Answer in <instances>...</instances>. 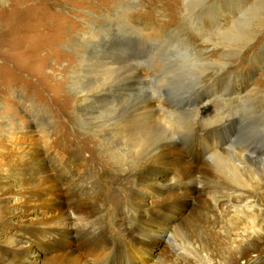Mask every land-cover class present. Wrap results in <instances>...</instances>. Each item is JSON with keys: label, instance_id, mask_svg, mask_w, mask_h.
<instances>
[{"label": "bare ground", "instance_id": "obj_1", "mask_svg": "<svg viewBox=\"0 0 264 264\" xmlns=\"http://www.w3.org/2000/svg\"><path fill=\"white\" fill-rule=\"evenodd\" d=\"M207 1L181 0L178 19L188 20L190 30L197 32L195 36L189 34L191 43L213 42L212 47L222 51L221 61L213 59L216 54H212L213 58L206 56L208 61L198 58L190 51L194 46L179 44L180 38L169 40L172 34L164 36L152 28L126 24L129 8L138 6L134 0H115L117 9H112L113 15L108 21L117 35L121 32L128 38L131 35L136 48L150 47L149 66L144 63L142 53L135 48L128 51L125 42L107 45L116 40L110 38L105 27L91 31L95 28V24H91L88 39H76L77 45L83 47L92 44L93 56L80 66L81 73L70 76L68 88L74 97L58 104L60 112L57 114L64 116L61 113L74 102L79 125L93 133L92 136L83 135L82 141L76 142L75 136L63 135L62 126L66 123L52 126L45 122L40 131L35 132L34 121L23 124L20 119H2L0 195L9 201L15 200L9 208L3 209L7 215L4 231L10 235L0 240V264H114L110 261L113 257L115 264H128L136 258H142L144 264L154 258L156 264H192L194 260L213 264L211 261L219 254L213 243L240 242L234 246L237 252L252 235L259 238L264 234V220L259 222L256 216L259 200L256 192L251 191L257 187L259 195L264 193L262 91L247 89V84L234 87L236 80L231 84L232 77L226 75L217 77L204 92L202 80L208 76L204 70L197 74L194 85L177 95L176 91L168 89L170 82L165 77L171 73V68L178 66L217 69L216 74L226 72L225 60L246 52L247 44L261 33L264 9H254L256 2L242 13L241 0L236 1L235 7L231 0L218 1L219 7L218 3ZM204 6V16H208L211 23L206 31L198 26L197 21L202 16L199 20L197 13L194 16V11H201ZM172 9L174 12L175 8ZM227 12L231 17H226ZM246 15L247 33L239 30L242 23L245 24L242 19ZM220 19L225 24L222 25ZM181 29L189 30L188 27ZM172 43L178 44L176 49ZM169 54H175L176 60ZM67 57L60 70L62 74L73 63V56ZM167 62L170 69L164 72L162 68ZM151 72L158 80L154 86L163 88L169 97L168 110L162 98L151 92ZM52 76L47 78L49 84ZM84 77H87L86 85L82 84ZM62 84L64 81L60 80L52 85ZM234 90L239 93H235L239 97L234 96L239 104V110L234 113L229 111L227 102L217 110L207 109V113L199 106L206 94L218 101L216 95L225 97L226 92ZM61 95L62 90H59L58 96ZM191 95L194 102L189 105ZM221 110L228 113L221 114ZM242 122H245L244 128ZM190 129L195 135L204 132L195 136L200 141L190 146L192 150L195 148L193 157L200 156L194 161H189L178 148L172 132L182 131L186 136ZM235 136L237 144L230 140ZM69 148H73V152ZM106 168L128 171L135 189H148L149 194L166 187L175 189L170 201L137 209L136 229L121 243L107 241L105 231L97 224L103 195L100 196L92 184L97 176L95 171ZM180 183L191 189V196L180 192ZM30 197H34L32 203L36 205L26 214L21 210L28 208L26 203ZM112 203L113 198L106 203L107 208ZM23 215L32 217L26 219ZM244 224L251 227V236ZM181 229L190 240H185ZM64 245L71 248L63 249ZM42 246L50 248L49 256L39 252L37 247ZM127 247L130 250L125 249V254L119 255L116 250L119 248L121 252Z\"/></svg>", "mask_w": 264, "mask_h": 264}, {"label": "rangeland", "instance_id": "obj_2", "mask_svg": "<svg viewBox=\"0 0 264 264\" xmlns=\"http://www.w3.org/2000/svg\"><path fill=\"white\" fill-rule=\"evenodd\" d=\"M114 1L115 0H0V123L2 119L6 118L11 120L20 119L23 124L34 121L32 123H34L33 128L36 127L35 132L40 131L39 129L42 128L45 122H50L52 126H59V124L66 123L62 126L63 135L65 133L67 137L70 135L68 138L75 136L76 142L82 141L81 136L83 135H93L89 130L79 125L77 121L79 116L74 102L70 108H66V111L61 113L64 116L57 114L60 112V109L57 110V105L64 103V99L66 98L70 101V98L74 97L71 96L72 94H70L68 88L72 74L76 72L81 73L83 62L86 61V59L90 60L93 56L92 44L83 47L79 44L77 45L78 42L76 39L81 37L84 41L87 40L89 37L87 31L91 24H95V26L93 25L95 28L90 29L91 31L95 29L100 30L98 29L99 27H105L108 34H110V38L116 40L112 42L109 41L107 45L110 46L118 42L123 44L122 42H125L128 46L122 45V47L126 46L128 51H133V48H135L136 52L142 53L144 56L142 59L146 66H149L150 62V47L141 45L140 48H136L135 42L132 40L133 38L130 39V37H132L131 35H129L128 38V35L121 34V31H117L121 32L117 35L115 31L111 30L112 23L108 20L111 18V15H113L111 12L113 11L112 9L116 8ZM134 1L135 3L137 2L135 5L138 6L137 8L133 6L129 8L130 11L126 17L128 19L125 20L126 24L130 23L140 28H152L162 33L164 36L172 34L169 40L174 41L180 38L178 40V42L180 41L179 44L186 43V45L189 44L190 46H194L195 51L188 45L191 49V53L198 58L207 60L206 56L208 57V55H210L209 57L213 58L212 54H216L213 59L217 61L222 60V51L218 47H212L213 42L205 45H202L201 41L198 40L195 44L190 42L188 38L189 34L195 36L197 32H195V30H190L192 26H189L188 20L185 22L182 17H180V20L178 19L180 12L177 11L182 7L181 0ZM218 1L221 2L222 0H208L207 2H212L213 4L218 3L219 7ZM236 1L237 0H231V5L233 7L236 6ZM254 2H256V5L253 7L254 9H264V0H241V3L244 5L241 10L242 13L245 12L246 8H250L251 4ZM172 8H175L174 12ZM204 9L205 6L201 11L200 9L195 10L194 16L196 13L198 14L197 16L199 17H196L197 20L202 16V19L197 21L199 22L198 26L200 29L206 31L207 28H209L208 25L211 23L207 20L208 16H204ZM250 12L251 10L248 11V13ZM255 13L256 11H254V14ZM226 14V17H231L230 12ZM247 18L248 16L246 15L242 19L245 24L242 23L239 29L246 33ZM191 19L190 16L189 20ZM220 21L222 25L225 24V21L222 19H220ZM182 27H188V32H184V30L181 29ZM165 28H167V30L164 31ZM224 28L225 27L222 29L224 30ZM259 29L261 33L247 44L248 49H246V52H241L238 57L225 60V62L228 63L225 70L226 72L216 74L218 72L217 69L211 71L210 69L206 70L198 66H178L171 68V73L165 75L168 82H170L168 89H170V91H176L177 95L183 93V91L188 90L194 85L198 78L197 74L205 70L204 72L208 73V76H206V79H204V77V80H202V91L204 92L207 91L211 84H214L213 82L217 80V77L230 75L232 77L231 84L236 80L234 87L241 88L244 84H247V89L260 90L264 96V27L261 26ZM211 38L214 37L212 36ZM193 42H195V40ZM177 43L176 45L172 43L171 46L175 45L174 49H176ZM180 49L182 48L180 47ZM67 56H73V63L67 71L62 74L60 70L64 68L65 62L68 60ZM169 56H174L176 60L175 54H169ZM169 62L173 66V62ZM169 62L162 68L164 72L170 69ZM51 75L53 76L49 84L47 78ZM149 76L151 92L159 99L162 98L161 100L165 102L166 105V101L169 100V97L163 88L158 89L157 86H154L158 81L157 77L154 78L152 72ZM60 80H63L64 84L60 86L52 85L54 82L57 84ZM86 81L87 77H84L82 84L86 85ZM59 90H62V95L60 97L58 96ZM236 92L235 90L230 91L229 93L232 95L226 92L225 95L227 96L225 97L218 94L216 95L218 101H215L214 97L206 94L207 97L205 98L203 96L204 98H202L199 106L207 113V109L214 108L212 110H217L222 108L221 105L227 102L230 105L229 111H237L239 110L237 109L239 104L238 101L236 102L234 100V96L237 97L239 93L237 92L238 94H235ZM199 93H201V91ZM193 97L194 96L191 95L192 101H188L189 105L194 102ZM165 108L168 110L167 105ZM222 113L225 115L228 112L221 110V114ZM29 115H35V117L29 118ZM67 119H69L68 122ZM244 123L245 122H242L241 125L243 128ZM229 128L230 127H227V129ZM0 132H2L1 127ZM172 132L178 148L184 151L189 161L197 160L200 156L196 155L193 157V150L195 148L192 150L190 146H193L194 141H200L196 137L204 132L195 135L193 130H191L186 136L182 135V131L178 133ZM236 136L230 139L234 141V144H237ZM203 137L204 136H201V138ZM232 141H230V143ZM69 150L73 152V148H69ZM95 172L97 176L94 179L92 187L101 194L100 196L103 195L99 203L100 208L103 207V209L101 210L99 208L98 210L101 213L98 214L97 224L105 231V239L107 241L121 243L128 234L134 231V228L136 229L137 209L168 202L171 200L172 196H175V189L173 187L162 188L150 194L148 193V189L143 191L141 188L135 189V186L132 185L131 180L128 178L129 172L120 168H113V170L106 168L96 170ZM185 186L183 183L179 184L180 192L184 191L185 194L190 195L192 193L191 189ZM251 191H255L257 200L263 202V204H259V201L257 202L259 210L256 215L258 221L263 222L264 193L259 195L261 192H258L257 187ZM106 193H110L111 195H106ZM112 198L113 203L111 207L107 208L106 203L109 204ZM14 200L9 201L0 195V240L10 235V233H5L4 231L7 215L4 213L3 209L6 207L9 208L14 203ZM33 200L34 197L28 199L29 202L26 203V207L28 208L21 210L23 213L26 212V214H28V212H30L29 210H31L30 208H33L32 205H36L32 203ZM188 204L192 206L191 202ZM29 216L23 215L26 219L32 217ZM243 227L247 233L250 232L251 227L248 224H244ZM181 232L185 240H190L188 234L183 229H181ZM165 234L168 235L169 230H167ZM45 240L47 242L49 241V239ZM235 245H240V242L232 240L231 243L226 244L213 243V246L218 249L219 254L211 262L213 264H264V234L259 236V238H255L252 235L247 242L241 244L237 252L235 251ZM118 247L122 248V246ZM62 248L69 249L71 247L64 245ZM119 248L116 249L119 255L125 254V251L129 249L127 247L122 249L124 251L120 252ZM37 249L46 256L51 254L49 252L50 248L42 246L39 248L37 247ZM163 252H166L165 248ZM142 260V258H136L134 261L130 260L128 264H144ZM110 261L114 264L116 263L114 257L110 258ZM156 263L157 259L154 258L149 264ZM192 264H200V262L194 260Z\"/></svg>", "mask_w": 264, "mask_h": 264}]
</instances>
